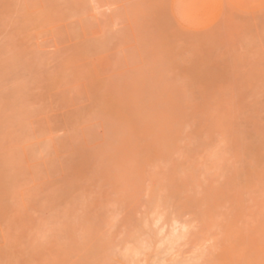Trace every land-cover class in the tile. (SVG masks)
<instances>
[{
  "label": "rangeland",
  "instance_id": "rangeland-1",
  "mask_svg": "<svg viewBox=\"0 0 264 264\" xmlns=\"http://www.w3.org/2000/svg\"><path fill=\"white\" fill-rule=\"evenodd\" d=\"M0 264H264V0H0Z\"/></svg>",
  "mask_w": 264,
  "mask_h": 264
},
{
  "label": "bare ground",
  "instance_id": "bare-ground-1",
  "mask_svg": "<svg viewBox=\"0 0 264 264\" xmlns=\"http://www.w3.org/2000/svg\"><path fill=\"white\" fill-rule=\"evenodd\" d=\"M174 229H175V228H174ZM171 230H172V229H171ZM175 230H176V229H175ZM176 231H178V229H177ZM176 231H175V232H176ZM180 231H181V230H180ZM172 232H173V231H172ZM172 232H171V233H172ZM173 233H174V232H173ZM176 233H177V232H176ZM176 233H175V234H176ZM179 233H180V232H179ZM179 233H177L176 236L178 235V237H179V236L181 235V234H179ZM169 234H170V233H169Z\"/></svg>",
  "mask_w": 264,
  "mask_h": 264
}]
</instances>
